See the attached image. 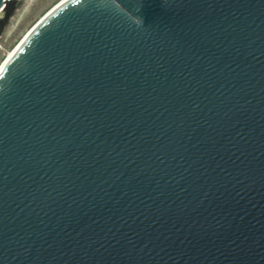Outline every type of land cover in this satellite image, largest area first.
I'll list each match as a JSON object with an SVG mask.
<instances>
[{"label": "water", "instance_id": "obj_1", "mask_svg": "<svg viewBox=\"0 0 264 264\" xmlns=\"http://www.w3.org/2000/svg\"><path fill=\"white\" fill-rule=\"evenodd\" d=\"M0 264H264V0L46 13L0 74Z\"/></svg>", "mask_w": 264, "mask_h": 264}, {"label": "rangeland", "instance_id": "obj_2", "mask_svg": "<svg viewBox=\"0 0 264 264\" xmlns=\"http://www.w3.org/2000/svg\"><path fill=\"white\" fill-rule=\"evenodd\" d=\"M60 0H9L0 12V64L25 33ZM17 46V45H16Z\"/></svg>", "mask_w": 264, "mask_h": 264}, {"label": "bare ground", "instance_id": "obj_3", "mask_svg": "<svg viewBox=\"0 0 264 264\" xmlns=\"http://www.w3.org/2000/svg\"><path fill=\"white\" fill-rule=\"evenodd\" d=\"M66 1H68V0H60L59 2H57L48 12H50L51 10H53L54 8H56V7H58L60 4H63L64 2H66ZM47 12V13H48ZM46 14V13H45ZM44 14V15H45ZM43 15V16H44ZM42 16V17H43ZM41 17V18H42ZM40 18V19H41ZM39 19V20H40ZM38 20V21H39ZM37 21V22H38ZM34 27V26H33ZM31 29H32V27L25 33V35L23 36V38L15 45V47L13 48V49H11L10 51H9V53L7 54V56L4 58V60L1 62V64H0V66H3L4 68H5V66L8 64V62H9V60L12 58V56L15 54V52H16V50H17V48L19 47V46H21L22 44H23V42L26 40V36L28 35V33H30V31H31Z\"/></svg>", "mask_w": 264, "mask_h": 264}, {"label": "snow or ice", "instance_id": "obj_4", "mask_svg": "<svg viewBox=\"0 0 264 264\" xmlns=\"http://www.w3.org/2000/svg\"><path fill=\"white\" fill-rule=\"evenodd\" d=\"M4 72V67L0 66V74H2Z\"/></svg>", "mask_w": 264, "mask_h": 264}]
</instances>
